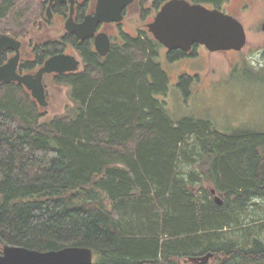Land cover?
I'll return each instance as SVG.
<instances>
[{
  "label": "trees",
  "instance_id": "trees-1",
  "mask_svg": "<svg viewBox=\"0 0 264 264\" xmlns=\"http://www.w3.org/2000/svg\"><path fill=\"white\" fill-rule=\"evenodd\" d=\"M19 1L0 0V19H15ZM190 1L219 9L228 0ZM125 38L106 58L77 47L83 70L56 80L74 104L62 117L40 122L23 86L0 85V253L80 247L94 264H191L208 253L264 264L263 209L248 211L264 200V132L174 120L162 101L170 78L161 45L147 32ZM190 83L183 76L178 86L186 93Z\"/></svg>",
  "mask_w": 264,
  "mask_h": 264
},
{
  "label": "rangeland",
  "instance_id": "rangeland-1",
  "mask_svg": "<svg viewBox=\"0 0 264 264\" xmlns=\"http://www.w3.org/2000/svg\"><path fill=\"white\" fill-rule=\"evenodd\" d=\"M137 2L139 4L132 6L123 26L131 36H136L140 31L148 33L147 25L158 12L154 9L156 0ZM18 3L15 19H0V25L5 27L0 33L9 34L18 40H26L30 38V30L36 28L38 21L43 17L46 1L21 0ZM144 8L149 13L145 17ZM219 9L242 22L247 33L246 47L241 52L218 53L199 48L194 58L183 61H170L159 48L161 51L158 61L170 78L168 95L162 97V101L176 121L193 117L210 120L218 130L225 133L244 130L264 132V74L256 75L264 69V0H228ZM32 23L34 26H31ZM51 27L53 33L43 31L37 36L34 34V42L42 36L43 40H47L57 39L62 34L63 26L59 25L58 21H53ZM181 76H192L186 93L178 86ZM56 80L57 78L52 80L54 86L50 87L48 105L39 110L40 122L62 117L74 106L70 99V89L57 86ZM21 92L24 93L22 90ZM217 195L228 207L227 196L220 193ZM214 197L213 195L212 200ZM258 209H263L264 214V200L253 201L248 211L256 212ZM223 260L225 256L219 254L207 264H221ZM178 262L183 263V260Z\"/></svg>",
  "mask_w": 264,
  "mask_h": 264
},
{
  "label": "water",
  "instance_id": "water-1",
  "mask_svg": "<svg viewBox=\"0 0 264 264\" xmlns=\"http://www.w3.org/2000/svg\"><path fill=\"white\" fill-rule=\"evenodd\" d=\"M62 2L64 0H50ZM136 0H98L96 12L85 17L82 23H75L72 16L66 22L68 33L79 40L95 39L100 56L105 57L111 49L109 37L96 35L103 23H120L124 11ZM50 12V10L48 9ZM73 13V9L71 11ZM51 15H49L50 17ZM154 38L168 51L189 53L196 45L204 46L211 53L241 52L247 45V33L242 22L233 15L218 8H209L190 0H170L157 12L154 21L147 25ZM264 31V23L262 25ZM22 42L8 34L0 33V55L13 51L15 55L0 65V85L16 83L25 87L41 108H45V75L74 73L79 70L80 61L72 55L58 54L50 57L34 75H20V49ZM217 205L223 200L215 189L211 190ZM213 253L190 257L185 263L207 264ZM0 264H94V253L89 248L66 247L60 250L37 251L19 246L6 245L0 253Z\"/></svg>",
  "mask_w": 264,
  "mask_h": 264
},
{
  "label": "flooded vegetation",
  "instance_id": "flooded-vegetation-1",
  "mask_svg": "<svg viewBox=\"0 0 264 264\" xmlns=\"http://www.w3.org/2000/svg\"><path fill=\"white\" fill-rule=\"evenodd\" d=\"M45 6L46 10L43 15V17L38 21V25L36 28L30 30V38L26 40H20L22 42V47L20 49V62L18 66V73L20 75H34L37 73L39 69L44 65L45 61L48 60L50 57L58 55V54H63V55H72L75 56L77 60L80 61V66L79 70L74 73H65L63 75H58V74H50V75H45L44 77V86H45V92H46V101L47 98L50 97V87L54 86L52 83V80L54 78H57L59 76H64V75H72L79 73L83 70L84 68V62L83 59L80 55V52H78L77 47L81 46L84 42H87L95 51L97 55L100 56L98 52H96L95 49V39H90V40H85V41H80L77 39L76 36L71 35L70 33L67 32L66 30V22L67 20L72 16V19L75 23H82L85 19V17L89 15H93L96 11V6L98 0H64L62 2H54L51 4L50 0H45ZM137 2L130 5L125 11H124V20L121 23H103L99 25L98 30L96 32V35L100 33L106 34L111 42V50L110 52H113L114 48L119 46L122 47L125 45L126 42V35H129L128 32L125 31L123 28L125 20L129 14V12L132 9V6H134ZM139 4V3H138ZM50 10V12L48 11ZM73 9V13H71ZM157 14V13H156ZM155 14V16H156ZM49 15H51L49 17ZM154 16V18H155ZM153 18V21H154ZM58 21L59 25L61 24L63 26V31L62 34L57 38V39H50L47 38V40H43L44 36L39 38L37 42H34L32 36L34 34L39 35L38 33L45 31L46 33H53V28L51 27V24L53 21ZM139 33H137L138 35ZM149 34V32H148ZM151 34V33H150ZM136 35V36H137ZM152 35V34H151ZM134 36V37H136ZM56 45V52L50 53V52H44L47 54L42 55V51L46 50V47L51 48L52 46ZM161 45V44H160ZM45 47V49H44ZM166 54V57L173 53V52H182V51H168L164 46L160 47ZM199 48H205L204 46L196 45L193 50L190 53H184L182 52V55L179 56L178 59L175 61H183L186 59H189L190 57L195 56V53L197 52V49ZM159 50V52L161 51ZM68 50H71L70 52ZM109 52V53H110ZM231 52V51H230ZM108 53V54H109ZM6 54V61L4 63H0V65H3L8 62L10 58H12L15 55V52L13 51H6L2 55ZM0 55V57L2 56ZM44 57V58H43ZM101 58H106L100 56ZM43 60V63L40 64L39 61ZM169 59V58H168ZM83 65V67H82ZM183 77V76H181ZM192 78V76H191ZM57 86H61L58 85ZM25 88V87H24ZM26 89V88H25ZM27 90V89H26ZM30 93V92H29ZM31 95V93H30Z\"/></svg>",
  "mask_w": 264,
  "mask_h": 264
},
{
  "label": "bare ground",
  "instance_id": "bare-ground-1",
  "mask_svg": "<svg viewBox=\"0 0 264 264\" xmlns=\"http://www.w3.org/2000/svg\"><path fill=\"white\" fill-rule=\"evenodd\" d=\"M56 2V1H55ZM54 3V2H53ZM98 3V2H97ZM96 12V11H95ZM95 14V13H94ZM124 14V13H123ZM124 18H125V16H124ZM124 20V19H123ZM123 22V21H122ZM153 22V21H152ZM121 23V22H120ZM149 31V30H148ZM150 33V32H149ZM152 34V33H151ZM71 35H73V34H71ZM74 36H76V35H74ZM152 36H153V34H152ZM153 38H154V36H153ZM78 39V38H77ZM79 40V39H78ZM88 40H90V39H88ZM110 40V39H109ZM154 40L155 41H157L155 38H154ZM80 41H82V40H80ZM85 41V40H84ZM158 42V41H157ZM111 43V42H110ZM159 43V42H158ZM160 44V43H159ZM95 49H96V47H95ZM111 50V49H110ZM96 52H97V50H96ZM110 52V51H109ZM190 53V52H189ZM28 91V90H27ZM29 92V91H28ZM32 96V95H31ZM185 261V260H184Z\"/></svg>",
  "mask_w": 264,
  "mask_h": 264
}]
</instances>
